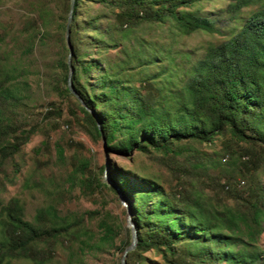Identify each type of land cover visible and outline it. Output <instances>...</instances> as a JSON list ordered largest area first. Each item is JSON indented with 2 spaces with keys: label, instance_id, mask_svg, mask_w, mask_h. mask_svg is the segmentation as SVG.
I'll use <instances>...</instances> for the list:
<instances>
[{
  "label": "trees",
  "instance_id": "16d2710c",
  "mask_svg": "<svg viewBox=\"0 0 264 264\" xmlns=\"http://www.w3.org/2000/svg\"><path fill=\"white\" fill-rule=\"evenodd\" d=\"M200 1L74 0L69 34L72 82L85 105L67 86L65 29L71 0H40L33 17L37 42L22 49V53L38 49L55 55L40 69L50 79L48 88L75 99L70 112L82 115L92 138H105L108 152L130 156L134 151L156 150L182 156L177 167L181 178L195 175L200 186L206 181L211 195L218 192L234 201L218 208L211 195L202 191L166 188L158 176L118 170H109L113 184H108L90 167V158H78L67 178L71 185L79 183L83 196L93 199L98 190L118 193V189L132 200L137 244L127 253L126 264H145L144 253L151 249L165 257H178L182 264H264V248L258 244L264 232V186L259 180L264 165V0H230L224 8L229 20L239 19L243 8L256 6L240 28L230 33L216 27L213 18L187 9ZM91 4L109 9L113 20L97 8L88 15ZM105 16L109 21L103 25L100 19ZM147 23L166 24L180 35L202 30L221 38L209 41L201 58L178 77L175 73L182 67L162 64L150 39L138 32ZM114 48V54L108 53ZM27 74L26 66L17 63L0 80V173L39 131L31 112L27 116L18 110L28 96L21 92L17 78ZM8 99H12L10 107ZM55 114L60 110L49 105L41 119ZM218 136L223 139L217 156L197 159L195 144H212ZM55 148L56 159L63 163L65 146L57 142ZM216 167V176L208 174ZM104 169L101 166L99 172ZM22 210L17 198L1 207L0 264L20 256L32 258L33 241L54 245L65 236L78 239L81 249H120L115 244L120 227L106 218L101 219L94 239L95 234L83 223L84 216L59 215L54 205H48L37 211L34 223L24 218ZM97 213L84 212L87 218ZM32 259L35 264L45 262ZM168 263L179 264L173 259Z\"/></svg>",
  "mask_w": 264,
  "mask_h": 264
},
{
  "label": "rangeland",
  "instance_id": "374dc122",
  "mask_svg": "<svg viewBox=\"0 0 264 264\" xmlns=\"http://www.w3.org/2000/svg\"><path fill=\"white\" fill-rule=\"evenodd\" d=\"M39 1L0 0V36L5 35L3 40H0V80L3 81V72L14 64L26 66L28 74L18 76L17 83L21 86V92L27 94L28 97L25 105L19 103L18 110L27 116L31 112L32 121L39 129L22 146L14 158L5 165L4 172L0 173V220L4 218L1 207L12 198L19 199L24 218L34 223H37L35 221L37 211L48 205H54L59 211V215L84 216L83 223L95 234L94 239L99 235L101 219L106 218L112 224L120 227V233L115 243L120 249L114 247H102L101 250H89L87 247L81 249L78 239L73 237L71 240L69 236H65L54 245L40 240L31 242V248L33 244V251L35 252L34 256L31 257L36 258V260H45L44 264H115L120 261L124 249L129 244V242L126 243L127 240L130 241L127 207L121 202L119 194L115 190H98L93 199H88L82 195L78 182L71 185V181L67 177L72 175L78 158H90V167L100 174L103 181L106 180V177H103V173L99 172V169L101 166H105L107 159L108 171L106 175L112 184L109 170H118L128 175L132 173L140 176H158L157 179L166 188L176 187L178 190L183 186L186 192L193 193L194 190H198L204 194L207 193L209 196L212 192L209 191L205 180L201 184V188L198 182L199 177L196 178L195 175L189 177L185 175L181 178L182 174L177 167L182 162V156L174 157L172 154L156 150H151L148 153L134 151L130 156L105 152L102 140L94 139L86 132L87 124L82 115L76 110L75 114L70 112L75 99L71 96L63 97L56 94L55 91L48 88L47 81L50 79L45 78L40 73L42 64L46 61L50 63L55 55L48 54L47 50L41 53L38 49H35L32 54L22 53V49L29 43L36 44L39 36L37 34L38 28L33 21V17L36 16L35 7ZM229 1L202 0L187 9L213 18L216 27L225 33H230L240 28L243 19L256 6L243 8L239 13V19L229 20L224 14V8ZM96 8L99 13L107 15L109 19L113 20L111 11L97 4H91L87 14L92 15ZM114 10L116 11V9ZM107 17H101L100 21L103 25L109 21ZM149 25L148 23L143 24L138 32L150 39L153 50L163 59L162 64H178L182 67L175 73H178V77L182 75L184 69L190 66L192 61L201 58L209 41H216L221 38L218 34L202 30L189 35H180L171 32L166 24ZM52 30L53 28L49 29V32ZM115 50L116 48L110 49L108 53L114 54ZM167 51L170 54H167ZM186 53L190 54L188 58L184 56ZM168 56L172 57V60H169ZM48 71L51 69L48 68ZM149 72L154 73L151 70ZM10 101L12 99L6 101L9 107L11 106ZM49 105L60 110V114H55L49 119H41ZM222 139V136H218L212 144L205 142L201 145L195 144L199 150L196 153L197 159L207 161L209 158L213 159L217 156ZM43 141H46V145L43 144ZM70 141L73 144L71 147H67L66 144ZM57 142L65 146L66 160L63 163L56 159L55 143ZM218 171V167L211 168L208 170V174L216 176ZM189 180L193 181L188 182ZM259 180L264 186V165L259 171ZM211 197L212 202L218 208L222 204L234 203L231 197L222 196L218 192L212 194ZM88 210L98 211L95 218L86 217L84 212ZM2 227V222H0V238ZM258 244L264 248V232L261 234ZM50 251H52V255L49 253ZM144 255L146 256L145 264H169L168 261L171 259L182 264L178 257L173 258L171 255L165 257L154 249L146 251ZM32 258L22 256L11 258L9 264H35V260ZM186 261L189 262V258H186Z\"/></svg>",
  "mask_w": 264,
  "mask_h": 264
},
{
  "label": "water",
  "instance_id": "95a60500",
  "mask_svg": "<svg viewBox=\"0 0 264 264\" xmlns=\"http://www.w3.org/2000/svg\"><path fill=\"white\" fill-rule=\"evenodd\" d=\"M73 8H74V0H71L70 9H69V12H68V17H67V22H66V29H65L66 43H67V46L69 48L68 59H67L68 66H69L68 76H67V86L69 88V91L82 103V105H85L83 100L79 96V94L74 89L73 82H72V73H73V65L71 63L72 47H71L70 40H69V34H70V23L72 21V16H73ZM102 142H103V146L105 148V152H107V146H106V141H105L104 137L102 138ZM107 171H108V161L106 159V161H105V169H104V172H103V177H106L105 181L107 183H109V184L111 183L112 184V182L109 180V178H107V175H106ZM117 191H118L119 197L121 199V202L124 205H126V207H127V213H128V215H127V224H128V227L130 228V241H129V244L124 249V251H123V253L121 255V259H120V263L121 264H126V255H127V253L129 251H131V250H134L135 247H136V244H137V231H136L135 223L132 220V211H131V202H132V200L127 198L123 194V192H121L120 190L117 189Z\"/></svg>",
  "mask_w": 264,
  "mask_h": 264
}]
</instances>
